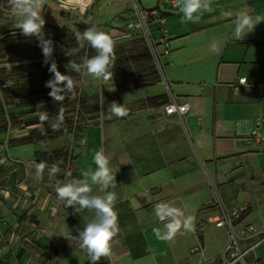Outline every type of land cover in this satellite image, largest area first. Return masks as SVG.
I'll return each instance as SVG.
<instances>
[{
  "label": "crops",
  "instance_id": "0c3cea01",
  "mask_svg": "<svg viewBox=\"0 0 264 264\" xmlns=\"http://www.w3.org/2000/svg\"><path fill=\"white\" fill-rule=\"evenodd\" d=\"M137 1L143 10L158 13L152 21L169 35L171 54L160 59L161 82L123 94L129 115L113 116L110 125L103 117L78 133L70 147L76 179L95 171L93 157L101 149L116 177L107 191L114 194L118 230L110 256L97 264H224L228 234L206 223L217 204L228 211L248 208L241 224L257 235L242 249L259 243L248 262L264 263V21L243 40L232 35L238 15L264 17V0H212L213 11L198 23H181L173 0ZM13 22L0 18V42L20 34L9 31ZM153 34L158 43V31ZM8 68L0 64V71ZM242 78L247 85H239ZM81 85L83 96L96 94L103 104L107 82L83 75ZM150 99L188 103L190 111L168 116L159 101L148 106ZM3 110L13 114L0 88V115ZM32 132L25 125L0 131V264H89L73 237L78 223L93 215L69 214L57 200L55 187L63 183L64 166L52 178L45 168L37 179L41 161L36 156L45 149L43 143L18 144ZM89 184L92 193L104 194L100 185L90 179ZM163 201L183 216H194L195 231L181 229L183 234L171 242L157 239L153 229L163 230V223L155 206ZM69 229L76 233L68 236ZM51 249L59 252L50 259L44 254Z\"/></svg>",
  "mask_w": 264,
  "mask_h": 264
},
{
  "label": "rangeland",
  "instance_id": "374dc122",
  "mask_svg": "<svg viewBox=\"0 0 264 264\" xmlns=\"http://www.w3.org/2000/svg\"><path fill=\"white\" fill-rule=\"evenodd\" d=\"M88 1L90 6L85 11L81 9L82 7L76 11H69L63 8L59 0H46L41 11L44 26L54 28L50 31L42 30L41 34L53 42L52 57H56L54 60L58 70L64 75L72 76L76 82L74 93H63L65 99L61 103H54L53 98L49 96L52 89L45 87V84L54 77V74L48 71L52 60L45 63V57L35 36L26 38L20 33L8 36L5 43L0 44V64H9L8 69L19 67L17 70L0 73V81L6 83V88L1 90L7 108L13 112L8 115L3 110V114L0 115V129L7 130L9 125L14 128H22V125H25L37 131L39 135L47 136L48 139L41 142L45 149L36 156V159L45 162L48 165L47 169L52 165L64 166L63 183L69 179H76L72 167L69 166V154L78 133L102 123L103 117L105 124L110 125L113 117L109 111L111 103L124 105L123 94L138 88H147L140 83L146 81L152 71H156L161 78L160 66L153 55L155 41L151 30L153 21L151 18L149 21L143 20L141 15L143 9L138 1ZM0 18L8 22L14 21L9 24L10 32L16 29L14 27L16 18L11 13L8 0H0ZM93 24L99 30L108 33L114 42L113 77L103 89V104L101 97L96 94L83 96L81 94L83 75L65 67L70 60L79 64L78 56L83 49L86 50L85 56L91 57L96 54L93 49L87 46L81 49L74 43L76 34L82 33ZM34 94L35 100H25L21 103L15 101L17 97L27 98ZM60 107L64 109V121L59 130H53L50 124L56 120ZM40 113L48 114V120L42 127L39 126ZM127 113L129 115V111ZM92 195L100 194L93 192ZM65 210L69 214L94 215L87 210L75 213L74 209L68 206ZM86 222L88 220L83 219L78 223V228L82 229ZM73 232L76 233L75 230L69 229L66 233L73 236ZM58 252L59 249H51L46 251L44 256L51 259Z\"/></svg>",
  "mask_w": 264,
  "mask_h": 264
},
{
  "label": "clouds",
  "instance_id": "9594fccd",
  "mask_svg": "<svg viewBox=\"0 0 264 264\" xmlns=\"http://www.w3.org/2000/svg\"><path fill=\"white\" fill-rule=\"evenodd\" d=\"M45 3L46 0H8L11 13L16 18L14 27L26 38L35 36L45 57V63L52 60L48 71L54 74V77L45 84V87L52 89L49 96L53 98L54 103L58 104L65 99L63 93H74L76 82L72 76L64 75L58 70L57 63L52 59L53 42L45 39L44 34H41L45 24L41 11ZM173 4L181 14V23H198L204 13L213 11L212 0H173ZM262 21L264 17L253 18L246 13L238 15L232 33L233 38L237 41L243 40ZM76 41L79 48L83 49L87 46L96 54L83 57L79 64L70 60L65 67L78 74L87 75L95 81L108 82L113 77L114 42L112 37L93 24L82 33L78 32ZM210 50L215 52L217 45L213 43ZM109 111L110 115L116 118H123L128 114L124 105L116 102L111 103ZM47 120V113L39 114V126L42 127ZM63 121L64 109L60 107L56 120L50 126L53 130H59ZM93 160L96 165L95 171L89 169L82 172L83 179H69L64 183H57L55 187L59 202L72 207L75 213L87 210L94 214L82 229H76L78 236L73 237L80 249L86 252L89 264H97L101 258L110 256L111 243L118 230L117 214L114 211V194L107 191L110 187H114L113 181L116 177L111 174L109 160L102 149L95 153ZM46 167L48 165L43 161L36 164L37 179L43 177ZM58 171V166L52 165L49 168V177L52 178ZM89 179L91 184L100 185L99 190L104 193L103 195H92ZM154 214L157 220L163 223V230L153 229L159 240L171 242L178 233H181V229L185 233L195 231V217L183 216L171 203L156 205Z\"/></svg>",
  "mask_w": 264,
  "mask_h": 264
},
{
  "label": "built area",
  "instance_id": "2783aa9c",
  "mask_svg": "<svg viewBox=\"0 0 264 264\" xmlns=\"http://www.w3.org/2000/svg\"><path fill=\"white\" fill-rule=\"evenodd\" d=\"M66 10H78L79 7H82L85 11L90 4L88 0H59ZM82 10V11H83ZM156 11H145L143 10L141 15L143 20L149 21L157 16ZM153 25V26H152ZM151 30H157L160 36L158 43L153 41V55L160 66V59L162 56H169L171 54L170 39L167 31L162 28L160 22L153 21L151 23ZM158 46L163 47V51L158 49ZM246 81V82H245ZM248 80L242 78L239 80V85H247ZM166 115L168 116H184L190 111V105L185 103L183 105H178L175 100L169 101V103L164 108ZM167 203L165 201L160 202ZM157 204V205H158ZM248 211L247 207H242L240 209H235L228 211L221 204H217L214 212L207 218L206 223L214 225L217 229H223L227 232L229 237V243L226 246L222 256L224 264H264L258 261L248 262V256L250 254H255L256 249L259 246V243L252 245L246 250L242 249V243L248 242L254 238L257 233L253 227L242 226L241 220L243 215ZM204 226V224H201ZM264 235V233H262ZM201 251V248L196 251Z\"/></svg>",
  "mask_w": 264,
  "mask_h": 264
},
{
  "label": "trees",
  "instance_id": "16d2710c",
  "mask_svg": "<svg viewBox=\"0 0 264 264\" xmlns=\"http://www.w3.org/2000/svg\"><path fill=\"white\" fill-rule=\"evenodd\" d=\"M50 30H54V28L49 27V26H44V28H43V31H50ZM9 36H14V35H9ZM7 37L4 40H2L0 42V44L5 43V40L8 39ZM12 38H17V37H12ZM74 43L76 44L77 41L74 40ZM18 48H22V46H18ZM85 52H86V50H84V49L81 50V53L78 56V58L80 60L79 63H81L82 58L85 57ZM55 58H56L55 56L52 57V59H55ZM18 68L19 67L15 68V69H6L4 71H1L0 73H7L10 70H17ZM160 82H161V78L159 77V74L156 71H152V73H150L148 79L146 81L141 82L140 84H142L143 87H149V86H154L156 84H159ZM0 88L2 90L6 88L5 81H3V80L0 81ZM17 98H19V97H17ZM156 101L160 102V99H150V100L147 101V104H148V106L155 107V106H157L156 105ZM161 102H160V104L158 106H162V105L166 106L168 104V101H162L161 100ZM0 131H1V129H0ZM2 131H4V130H2ZM47 139H48L47 136L39 135L37 133V131H34V132L30 133L27 137H25V138L21 139L20 141H18V144L28 145V144H34V143H41V142L46 141Z\"/></svg>",
  "mask_w": 264,
  "mask_h": 264
}]
</instances>
